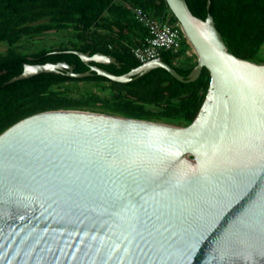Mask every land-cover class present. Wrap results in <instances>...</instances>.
Instances as JSON below:
<instances>
[{
	"label": "water",
	"instance_id": "1",
	"mask_svg": "<svg viewBox=\"0 0 264 264\" xmlns=\"http://www.w3.org/2000/svg\"><path fill=\"white\" fill-rule=\"evenodd\" d=\"M197 61L181 82L210 80L191 123L89 111H45L0 134V264H264V62L238 58L211 15L165 0ZM84 62L115 63L71 50ZM74 73L66 62L20 75Z\"/></svg>",
	"mask_w": 264,
	"mask_h": 264
},
{
	"label": "trees",
	"instance_id": "2",
	"mask_svg": "<svg viewBox=\"0 0 264 264\" xmlns=\"http://www.w3.org/2000/svg\"><path fill=\"white\" fill-rule=\"evenodd\" d=\"M193 15L212 16L227 51L241 59L264 62V0H186ZM139 7L153 18L170 13L165 0H0V134L17 121L45 111H89L126 118H141L188 125L196 117L207 92L209 72L203 68L190 82L175 79L163 68L119 83L98 75L91 66L122 75L141 65L132 49L148 35L135 18ZM48 32L64 33L59 45L27 53L32 41ZM62 37V36H61ZM27 42V43H25ZM103 53L115 63H84L70 52ZM184 51H163L160 58L184 78L190 67L175 64ZM66 62L77 78L60 73H39L9 80L24 64Z\"/></svg>",
	"mask_w": 264,
	"mask_h": 264
},
{
	"label": "built area",
	"instance_id": "3",
	"mask_svg": "<svg viewBox=\"0 0 264 264\" xmlns=\"http://www.w3.org/2000/svg\"><path fill=\"white\" fill-rule=\"evenodd\" d=\"M133 12L137 21L148 31L141 45L132 49L141 63L160 57L163 51L177 53L187 42L180 24L170 20L168 14L156 19L139 7L134 8ZM184 54L190 56L191 52L184 50Z\"/></svg>",
	"mask_w": 264,
	"mask_h": 264
},
{
	"label": "rangeland",
	"instance_id": "4",
	"mask_svg": "<svg viewBox=\"0 0 264 264\" xmlns=\"http://www.w3.org/2000/svg\"><path fill=\"white\" fill-rule=\"evenodd\" d=\"M169 15V14H168ZM170 17V15H169ZM64 33H55V32H48L46 34H43L42 36H39L38 38H34L32 41H27V45H30V50H26L27 53H31L33 51H39L43 48H47L48 46H57L59 45L60 38H64ZM62 36V37H61ZM5 45H0V52H3L5 50ZM188 50L191 52L190 56L185 55L184 53L181 54L178 58L175 60V64L187 68L190 67L191 64H193L195 61H197V57L192 50L190 44L188 41L184 44V46L180 49V51Z\"/></svg>",
	"mask_w": 264,
	"mask_h": 264
}]
</instances>
